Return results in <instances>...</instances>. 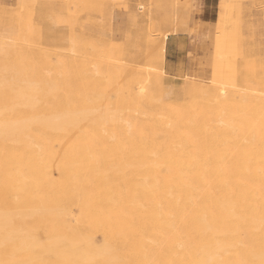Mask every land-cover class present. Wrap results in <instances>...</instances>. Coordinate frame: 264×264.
I'll use <instances>...</instances> for the list:
<instances>
[{
    "label": "bare ground",
    "instance_id": "bare-ground-1",
    "mask_svg": "<svg viewBox=\"0 0 264 264\" xmlns=\"http://www.w3.org/2000/svg\"><path fill=\"white\" fill-rule=\"evenodd\" d=\"M36 2L0 10V264H264V62L165 101L152 51L140 69L74 27L47 49Z\"/></svg>",
    "mask_w": 264,
    "mask_h": 264
},
{
    "label": "rangeland",
    "instance_id": "rangeland-1",
    "mask_svg": "<svg viewBox=\"0 0 264 264\" xmlns=\"http://www.w3.org/2000/svg\"><path fill=\"white\" fill-rule=\"evenodd\" d=\"M36 1L35 8L44 3L45 14L50 13V18H47L39 33L45 48L66 53L69 48V33L73 32L74 36H93L107 45L113 44L112 47L117 43L115 48L118 45L120 48H127L129 55L139 58L140 61L135 65L140 69L142 66L144 68L146 53L152 51L156 67L152 65L150 73L153 71L152 74H155L156 69L159 74L164 73L161 76L165 101H182L180 96H176V92L196 81L205 83L209 75L217 72L214 67L219 60L229 59L239 69H243L240 64L244 58L251 62H264V0H87V3L81 0L78 7L80 9L74 14L69 26L65 12L61 10L65 8L62 0ZM18 2L19 0H0V10L11 17L20 14L25 10L20 9ZM56 15H59L58 18ZM5 20L8 21L9 18ZM72 28L73 31L70 32ZM2 31L8 35V32ZM54 34L63 35L64 40L56 45ZM161 34L164 37L158 36ZM223 39L230 41V44L234 41L235 46L241 45L243 53L237 56L234 54L232 58L224 56L218 48ZM226 70L225 67L221 68L224 75ZM222 80L215 79V85L222 88H219L221 92L225 87Z\"/></svg>",
    "mask_w": 264,
    "mask_h": 264
}]
</instances>
